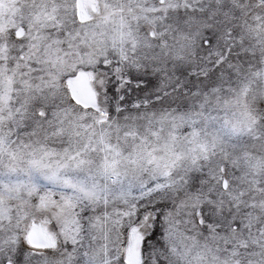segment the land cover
I'll return each mask as SVG.
<instances>
[{"label": "snow or ice", "instance_id": "snow-or-ice-1", "mask_svg": "<svg viewBox=\"0 0 264 264\" xmlns=\"http://www.w3.org/2000/svg\"><path fill=\"white\" fill-rule=\"evenodd\" d=\"M0 264H264V0H0Z\"/></svg>", "mask_w": 264, "mask_h": 264}]
</instances>
